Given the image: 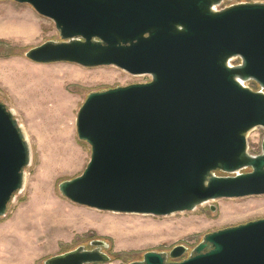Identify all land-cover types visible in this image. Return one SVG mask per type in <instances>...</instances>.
Listing matches in <instances>:
<instances>
[{"label":"water","instance_id":"obj_1","mask_svg":"<svg viewBox=\"0 0 264 264\" xmlns=\"http://www.w3.org/2000/svg\"><path fill=\"white\" fill-rule=\"evenodd\" d=\"M11 1L51 20L61 39L29 49V61L113 66L150 78L86 96L74 124L90 158L81 175L59 184L65 198L98 211L166 217L264 195V138L260 155L247 152L249 133L264 129V3ZM30 159L22 127L0 102V217L23 188ZM103 244L43 264L107 262ZM186 251L146 252L130 264H264V219L208 233L187 258L166 262Z\"/></svg>","mask_w":264,"mask_h":264},{"label":"rangeland","instance_id":"obj_2","mask_svg":"<svg viewBox=\"0 0 264 264\" xmlns=\"http://www.w3.org/2000/svg\"><path fill=\"white\" fill-rule=\"evenodd\" d=\"M239 2L264 0H233ZM24 21L32 25L34 35L16 30L0 35V102L12 111L31 150L24 186L0 217V264H43L48 258L79 247L91 250L93 241L104 243L100 251L109 258L98 264L139 262L146 252L167 254L182 245L187 248L184 256L175 260L166 256V262H179L204 235L264 219V195L222 198L166 217L98 211L65 198L59 184L81 175L90 158V146L78 139L74 124L86 96L146 83L150 78L133 76L113 66L33 63L25 57L29 49L61 39L54 23L29 5L0 0V31L8 25L16 29ZM72 75L80 77L70 78ZM247 85L256 88L253 83ZM52 90L61 97H51ZM263 138L264 129L249 133L248 154H261ZM236 211L240 213L234 215ZM88 222L94 226L85 225Z\"/></svg>","mask_w":264,"mask_h":264},{"label":"bare ground","instance_id":"obj_3","mask_svg":"<svg viewBox=\"0 0 264 264\" xmlns=\"http://www.w3.org/2000/svg\"><path fill=\"white\" fill-rule=\"evenodd\" d=\"M15 30H16V32H20V33H22V32H27V33H34V29H33V27H32V25L30 24V23H28L27 21H24L23 23H21L20 25H18V27H16V29L14 28V27H12V26H10V25H8V26H6L3 30H1L0 31V35H8V34H10V33H12V32H15ZM26 34V33H25ZM27 35V34H26ZM34 35V34H33ZM32 37V36H31ZM8 70V69H7ZM4 71V70H3ZM6 71V70H5ZM13 72V71H12ZM3 73V72H2ZM1 73V74H2ZM15 73V72H14ZM80 76H78V75H72V76H70V78H79ZM69 78V79H70ZM45 79V78H44ZM45 81V80H44ZM50 81V80H49ZM50 86V85H49ZM55 87V86H54ZM39 95V94H38ZM51 97H53V98H55V99H58L59 97H61L60 95H59V93L57 94V91L56 90H52L51 91V95H50ZM50 98V97H49ZM25 182V181H24ZM228 213V212H227ZM240 212L239 211H236L235 213H233L234 215H237V214H239ZM224 214V213H223ZM228 216H231V215H228ZM80 221V220H79ZM85 223V222H84ZM83 223V224H84ZM75 224H79L77 221H75ZM82 224V225H83ZM80 225V224H79ZM85 225H87V226H94V224L92 223V222H88V223H86ZM111 231V230H110ZM1 236H2V234H0V238H1ZM3 237V236H2ZM19 246H20V248L22 247V245L21 244H19ZM18 246V247H19Z\"/></svg>","mask_w":264,"mask_h":264},{"label":"flooded vegetation","instance_id":"obj_4","mask_svg":"<svg viewBox=\"0 0 264 264\" xmlns=\"http://www.w3.org/2000/svg\"><path fill=\"white\" fill-rule=\"evenodd\" d=\"M226 5H228V4H222V6H226ZM104 245V244H103ZM103 245H101L100 247H103Z\"/></svg>","mask_w":264,"mask_h":264}]
</instances>
